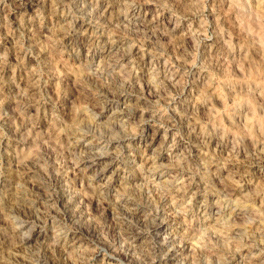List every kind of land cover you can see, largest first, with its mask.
<instances>
[{
    "label": "rangeland",
    "instance_id": "rangeland-1",
    "mask_svg": "<svg viewBox=\"0 0 264 264\" xmlns=\"http://www.w3.org/2000/svg\"><path fill=\"white\" fill-rule=\"evenodd\" d=\"M246 232L264 263V0H0V264H222Z\"/></svg>",
    "mask_w": 264,
    "mask_h": 264
},
{
    "label": "bare ground",
    "instance_id": "bare-ground-1",
    "mask_svg": "<svg viewBox=\"0 0 264 264\" xmlns=\"http://www.w3.org/2000/svg\"><path fill=\"white\" fill-rule=\"evenodd\" d=\"M25 3V2H24ZM65 5V4H64ZM82 5V4H81ZM65 7V6H64ZM78 7H80L79 5H78ZM85 7V6H84ZM80 9H81V7H80ZM79 9V10H80ZM83 9V11H84V8H82ZM80 12V11H79ZM81 12H82V10H81ZM81 15V14H80ZM84 16H85V14H84ZM91 16H92V14H91ZM81 17V16H80ZM67 18V17H66ZM82 18V17H81ZM90 18V17H89ZM88 18V19H89ZM63 19V18H62ZM217 19V18H216ZM81 21V20H80ZM91 21H93V19L91 20ZM252 21V20H251ZM72 22V21H71ZM87 22V21H86ZM94 22V21H93ZM88 23H91V22H88ZM96 23V22H95ZM251 23V22H250ZM83 25V23H81V26ZM96 26V25H95ZM86 27V26H85ZM84 27V28H85ZM90 27V24L87 26V28H89ZM77 28H79L78 26H77ZM81 28V27H80ZM87 28H85V29H87ZM91 28V27H90ZM84 29V30H85ZM95 29V28H94ZM91 30V29H90ZM86 31V30H85ZM93 32V31H92ZM83 33H85V32H83ZM91 33V32H90ZM69 34V33H68ZM65 36V35H64ZM70 38V37H69ZM63 39V38H62ZM65 39H67V38H65ZM77 39V38H76ZM76 39H72L71 40V42L72 43H74L75 41H76ZM78 40V39H77ZM80 41V40H79ZM123 41V40H122ZM62 42H66L64 39L62 40ZM76 44V43H75ZM81 45V44H80ZM113 45V44H112ZM132 47V46H131ZM129 49H131V48H129ZM128 50V49H127ZM124 51V50H123ZM126 52V51H125ZM121 57V56H120ZM117 59V58H116ZM151 63V62H150ZM165 69V68H164ZM106 97H107V99L105 100V104L106 103H112V100L113 99H115V100H117L118 102H121V101H123L124 99H126L127 98V96H128V93H124V92H120V91H115V90H111L110 88H107L106 89ZM138 100V99H137ZM124 103V102H123ZM134 104V103H133ZM132 105V104H131ZM127 106V105H126ZM121 110H123V109H121ZM124 110H126L125 108H124ZM107 112V111H106ZM113 112V111H112ZM123 112V111H122ZM114 114V113H113ZM116 114V113H115ZM114 114V115H115ZM181 120V119H180ZM97 123V122H96ZM142 127V129H141V131H140V133L138 132V134H140V138L139 139H141L142 138V135H143V132H146L145 130L147 129V126H146V124H145V122H144V124L143 125H141ZM138 134L137 133H135V135L134 136H131V139L129 138V140H133L134 138L136 139V138H138ZM171 135V134H170ZM182 136V135H181ZM101 138H102V136H101ZM108 141L109 142V140H110V138H105L104 139V141ZM119 140V139H118ZM122 141V140H121ZM92 142V141H91ZM107 142V143H108ZM190 142V141H189ZM103 143V142H102ZM129 143V142H128ZM204 143V142H203ZM109 144V143H108ZM107 144V145H108ZM126 145V144H125ZM183 145V144H182ZM189 145V144H188ZM137 147H138V144H137ZM117 149V148H116ZM113 151V150H112ZM111 152V151H110ZM100 153V152H99ZM98 153V155H96V157H94V161H95V163H99L100 162V160L103 158L102 157V155H100ZM188 153V152H187ZM193 153V152H192ZM51 154V153H50ZM101 154H102V152H101ZM46 155H48V154H46ZM205 155V154H204ZM102 157V158H101ZM188 158V157H187ZM49 160V159H48ZM200 163V162H199ZM259 163V162H258ZM110 164V163H109ZM255 164H256V162H255ZM108 165V164H107ZM118 167V166H117ZM207 167V166H206ZM50 169V168H49ZM250 169V168H249ZM98 171V170H97ZM263 172V171H262ZM194 175V174H193ZM178 179V178H177ZM63 181H64V178L62 177V176H58V175H56V177L54 178V180L52 181V183L50 184V186H53V189H55V192L53 193V195H54V197L55 198H57V201H56V203H61L62 204V207H60V208H55V207H53L52 209V211H51V213H53V214H50V212H49V216L51 217V215L52 216H54V217H56L55 218V220L58 218V221H60V223H58V225H59V229L61 230V232L60 233H63V232H66V235L65 236H63V237H67L68 235H71V236H73L72 234H73V232L70 230V228H68L67 227V225H66V223L69 221V222H72V220L77 216V214L76 213H74V212H71L72 210H70L69 209V204L68 203H65L66 202V198H64V195H60L59 193L60 192H62V191H64L63 189H62V186H63ZM63 183V184H62ZM52 188V187H51ZM66 192V191H65ZM51 193V192H50ZM171 194V193H170ZM69 197V196H68ZM205 198V197H204ZM177 199V198H176ZM200 199V198H199ZM165 202V201H164ZM163 202V203H164ZM177 203V202H176ZM165 204V203H164ZM164 204H162V202H159V204H158V207L157 208H155L153 211H154V216L157 218V219H160V218H165L166 216L164 215L165 214V210H164V208H163V205ZM55 205V204H54ZM167 205V204H166ZM171 208H172V206H171ZM204 208V206H203V204H199L198 205V209H203ZM134 209V208H133ZM137 213V212H136ZM151 213V212H150ZM17 214V213H16ZM21 215V214H20ZM171 215H172V213H171ZM107 216V215H106ZM173 216V215H172ZM17 217V216H16ZM169 217V216H168ZM171 217V216H170ZM18 218V217H17ZM20 218V217H19ZM22 218V217H21ZM141 218V217H140ZM16 219V218H15ZM23 219V218H22ZM52 219V218H51ZM156 219V220H157ZM162 219H160V220H157V221H155V223L153 222L151 225H150V228H149V230H150V232H151V235H152V237H156L157 236V232L159 231V230H157L158 228H160L161 227V222H162ZM25 220V219H24ZM27 220V219H26ZM143 220V219H142ZM74 221V220H73ZM102 223H103V221H101ZM143 222V221H142ZM151 222V221H150ZM115 223V222H114ZM141 223V220H139V219H136V218H134L132 221H131V223H130V226H129V229H128V231H127V233L130 235V234H132V236H136L138 233H140V231L137 229L138 228V226H139V224ZM255 223V222H254ZM119 224V223H118ZM98 225V224H97ZM128 225V224H127ZM118 226V225H117ZM95 227V226H94ZM92 228V229H91ZM90 229H87V231H89V233H95V232H97V231H95V229L93 228V227H91ZM96 229H97V226L95 227ZM248 228V227H247ZM78 229V228H77ZM59 230V231H60ZM117 230V229H116ZM127 230V229H126ZM81 231V230H80ZM120 231V230H119ZM81 232H83V231H81ZM85 232V231H84ZM106 232V231H105ZM28 233V232H27ZM104 233V232H103ZM170 233V232H169ZM245 233V232H244ZM247 233V232H246ZM29 234V233H28ZM101 234V233H100ZM109 234V233H108ZM59 235V234H58ZM62 234H60V236H61ZM94 235V234H93ZM259 235V234H258ZM59 236V237H60ZM70 236V237H71ZM84 236V235H83ZM216 236V235H215ZM243 236L244 235H242V237L241 238H243ZM249 236V237H248ZM256 236V235H255ZM87 237H88V235H87ZM158 237V236H157ZM247 237L249 238L248 240H245V241H240V242H238V243H235L234 245L236 246L235 248H229V249H227L226 251H225V256H224V262L222 263V264H253L252 263V260L251 259H253L255 256H254V253H256V251L258 250L257 248H258V246H261L262 245V243H261V245H260V242L258 243V240L257 239H255L256 237H254V234H250L249 235V233H247ZM262 237H263V235H262ZM61 238V237H60ZM132 238V237H131ZM216 238H217V236H216ZM261 238V237H260ZM59 239V238H58ZM157 239V238H156ZM158 239H159V237H158ZM162 239V238H161ZM165 240H166V242L168 243V240H167V237L165 236V238H164ZM243 239H245V237L243 238ZM263 239V238H262ZM163 240V239H162ZM178 240V239H177ZM260 240V239H259ZM153 241V240H152ZM156 241V240H155ZM174 241V240H173ZM151 242V241H150ZM179 242H180V240H179ZM163 241L161 242V243H159V244H155L153 247H154V249H155V252H158V253H160L159 255H161V253L163 254V252H164V255H169V252H170V247H174V246H176L174 243H170V247H169V249H166V247H165V245H163ZM183 243V242H182ZM112 244H109V246H111ZM178 245V244H177ZM183 247V246H182ZM215 247V246H214ZM232 247V246H231ZM262 247V246H261ZM176 248V247H175ZM179 248V247H178ZM181 248V247H180ZM212 248V247H211ZM263 249H264V247H263ZM262 250V249H261ZM179 251H180V249H179ZM206 251V250H205ZM106 252V251H105ZM174 252V251H173ZM151 253V252H150ZM113 254H115V253H113ZM258 254V253H257ZM162 256V255H161ZM117 257V256H116ZM246 257H247V259H246ZM144 261V260H143ZM200 261H201V259H200ZM234 261H238L239 263H233ZM83 262V261H82ZM211 262V261H210ZM84 263V262H83ZM189 263V262H188ZM187 263V264H188ZM255 263V262H254ZM184 264V263H183ZM186 264V263H185ZM200 264H201V262H200ZM203 264V263H202ZM208 264H210V263H208ZM262 264H264V263H262Z\"/></svg>",
    "mask_w": 264,
    "mask_h": 264
}]
</instances>
